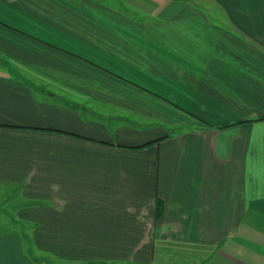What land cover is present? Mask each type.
<instances>
[{"label": "crops", "instance_id": "0c3cea01", "mask_svg": "<svg viewBox=\"0 0 264 264\" xmlns=\"http://www.w3.org/2000/svg\"><path fill=\"white\" fill-rule=\"evenodd\" d=\"M141 5L0 0V264H264V0Z\"/></svg>", "mask_w": 264, "mask_h": 264}, {"label": "rangeland", "instance_id": "374dc122", "mask_svg": "<svg viewBox=\"0 0 264 264\" xmlns=\"http://www.w3.org/2000/svg\"><path fill=\"white\" fill-rule=\"evenodd\" d=\"M128 1L131 0H116V2L119 3L120 7L126 10H129V8L127 7ZM132 1H134L135 3L137 2V8L139 9V11L144 10V7H142L141 5V0ZM17 203L18 202L15 192L0 187V225H2L4 228L3 235H7L8 233L18 234L19 236L22 235V227H18L13 223V219L15 217L14 208ZM23 242H25V251L27 254H29L32 261H34V264H51L48 256H45L44 254H40L38 252L32 253V246L28 242L27 237H24Z\"/></svg>", "mask_w": 264, "mask_h": 264}]
</instances>
